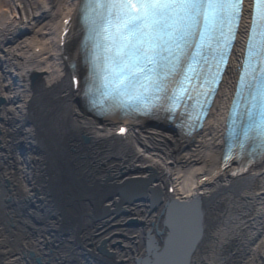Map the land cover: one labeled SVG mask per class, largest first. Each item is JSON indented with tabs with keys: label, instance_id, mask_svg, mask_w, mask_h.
Segmentation results:
<instances>
[{
	"label": "bare ground",
	"instance_id": "6f19581e",
	"mask_svg": "<svg viewBox=\"0 0 264 264\" xmlns=\"http://www.w3.org/2000/svg\"><path fill=\"white\" fill-rule=\"evenodd\" d=\"M75 5L76 0H0V98L5 100L0 104V244H6L2 250L12 257L8 264H35L23 257L24 246L39 256L47 253V264L131 263L142 249V230L157 217L147 213L142 201L126 206L128 216L143 223L137 229L124 224L123 214L102 221L98 216L101 205L113 206L122 179L152 173L156 178L150 185L160 188L163 201L169 197L168 185H176L179 199L199 200L196 212L203 233L190 264H222L223 256H229L225 250L235 241L245 244L248 264H264V161L241 176L232 173L235 167H221L233 64L246 16L210 113L191 137L195 142L182 141L167 124L145 122L132 123L131 136L124 141L115 136L119 115L91 116L71 91L68 71L60 62V20ZM35 45L42 46L40 53L33 51ZM84 134L91 137L89 144L82 142ZM72 146L75 151H70ZM40 165L56 175L58 210L47 204L40 212L17 199L30 200L33 186L41 182ZM109 174L114 178L106 183ZM7 178L16 184L14 203L7 201ZM81 215V220H70ZM8 216L15 217L14 228ZM186 217L181 219L186 222ZM115 233H123V248H116L112 263L90 255L103 236L121 237ZM50 249L53 254H48Z\"/></svg>",
	"mask_w": 264,
	"mask_h": 264
},
{
	"label": "snow or ice",
	"instance_id": "6c2138e0",
	"mask_svg": "<svg viewBox=\"0 0 264 264\" xmlns=\"http://www.w3.org/2000/svg\"><path fill=\"white\" fill-rule=\"evenodd\" d=\"M243 5L244 0H84L86 87L126 112L166 111L174 117L182 105L202 109ZM252 17L239 95L247 101L244 135L254 133L264 149V0H254Z\"/></svg>",
	"mask_w": 264,
	"mask_h": 264
},
{
	"label": "water",
	"instance_id": "95a60500",
	"mask_svg": "<svg viewBox=\"0 0 264 264\" xmlns=\"http://www.w3.org/2000/svg\"><path fill=\"white\" fill-rule=\"evenodd\" d=\"M3 101V100H2ZM86 141H88V138H86ZM114 177L112 175H107V177L104 179V181L107 183L110 180H112ZM156 177L155 175L151 176L150 179L154 180ZM139 179H134V178H129L125 179L123 182V190L120 187L118 194L120 195L121 201L116 204L121 207V204H131L135 201H144L146 200L147 194L145 191L141 190L140 188L138 189V182ZM143 186H141L142 188ZM156 197L160 196V194L157 192ZM154 205V204H153ZM156 205V204H155ZM152 206V207H155ZM174 209H173V208ZM184 205L180 204L176 200H169L167 201L166 205L162 209L160 216L162 217L163 215L166 216V219L163 222V227H169L170 234L166 237V239H162L161 241L164 242L162 247L158 245V241L155 237L156 236H161L164 234L165 229H159L158 228V223H153L154 224V229H155V235L149 236V239L147 241V246L151 248L156 247L153 252H150V249H148V255L144 259H139L138 263L139 264H188L190 254L195 247L198 238L201 235L202 231V226H201V215H198L196 211H189V215L186 213H181L179 212L182 210ZM172 208V209H169ZM182 208V209H181ZM105 214L107 215L111 212H117L118 213H123L127 214L128 209L124 208L122 210H112L109 207L105 206L103 207ZM171 210V211H170ZM198 210V209H197ZM178 212V213H177ZM196 212V213H195ZM167 213V214H165ZM185 215L188 217H191L192 220H189L188 223L182 221L181 218H183ZM82 219V215L79 217V220ZM139 220L137 218H132L129 221H127V225H138ZM185 225H188L186 227V230H184ZM182 231V232H179ZM151 232V231H150ZM198 235V238H195V235ZM150 235V233L148 234ZM194 237L192 238V236ZM186 239H189V241H186ZM107 242L108 238H104L100 245L98 246V250L108 256H113L114 253L109 251L107 249ZM183 242V243H182ZM122 245L120 241H117L114 245ZM156 245V246H155ZM158 245V246H157ZM152 246V247H151ZM30 255L32 257L35 256V253L33 251L30 252ZM151 256L152 258L150 259ZM36 261L38 263H41V257H36Z\"/></svg>",
	"mask_w": 264,
	"mask_h": 264
},
{
	"label": "rangeland",
	"instance_id": "374dc122",
	"mask_svg": "<svg viewBox=\"0 0 264 264\" xmlns=\"http://www.w3.org/2000/svg\"><path fill=\"white\" fill-rule=\"evenodd\" d=\"M34 76V75H33ZM37 80H34V82ZM32 81V80H31ZM84 136L90 137L89 135L85 134L83 137H81V140L85 144H89L90 142H86L84 139ZM71 146V145H70ZM75 151L74 146L70 148V151ZM119 239V238H118ZM244 246L242 241H235L233 245H231L229 248L225 250V253L228 254L229 256H223L224 260L222 264H248L249 262L245 258V253H244ZM232 250H235V252H232Z\"/></svg>",
	"mask_w": 264,
	"mask_h": 264
}]
</instances>
